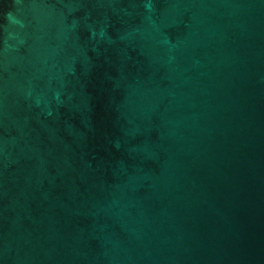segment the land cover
Returning a JSON list of instances; mask_svg holds the SVG:
<instances>
[{
  "label": "water",
  "instance_id": "obj_1",
  "mask_svg": "<svg viewBox=\"0 0 264 264\" xmlns=\"http://www.w3.org/2000/svg\"><path fill=\"white\" fill-rule=\"evenodd\" d=\"M0 264H264V0H0Z\"/></svg>",
  "mask_w": 264,
  "mask_h": 264
}]
</instances>
